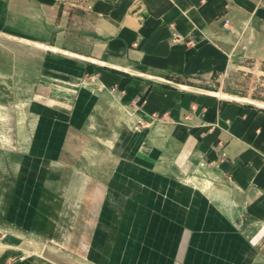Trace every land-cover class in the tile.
Instances as JSON below:
<instances>
[{
  "label": "crops",
  "instance_id": "crops-1",
  "mask_svg": "<svg viewBox=\"0 0 264 264\" xmlns=\"http://www.w3.org/2000/svg\"><path fill=\"white\" fill-rule=\"evenodd\" d=\"M246 61L264 65V0H0V78L29 96L0 223L31 232L93 138L89 263L264 264V107L193 85Z\"/></svg>",
  "mask_w": 264,
  "mask_h": 264
},
{
  "label": "rangeland",
  "instance_id": "rangeland-1",
  "mask_svg": "<svg viewBox=\"0 0 264 264\" xmlns=\"http://www.w3.org/2000/svg\"><path fill=\"white\" fill-rule=\"evenodd\" d=\"M193 85L220 99L264 107V65L234 63L223 75ZM28 100L19 85L13 87L0 78V186L8 180L3 174L9 170L10 157L18 146L13 139L14 126L23 119ZM99 148L103 146L90 138L88 143L76 144L73 154H65L57 181V188L63 190L43 191L31 232H14L0 223V264H91L84 257L91 217L82 208L84 193L76 186L88 180L78 173L77 166L84 162L79 157Z\"/></svg>",
  "mask_w": 264,
  "mask_h": 264
},
{
  "label": "built area",
  "instance_id": "built-area-1",
  "mask_svg": "<svg viewBox=\"0 0 264 264\" xmlns=\"http://www.w3.org/2000/svg\"><path fill=\"white\" fill-rule=\"evenodd\" d=\"M225 23H227V22H225ZM137 124H138V126H139L141 129H144V128L147 127V124H146L143 120H138V121H137Z\"/></svg>",
  "mask_w": 264,
  "mask_h": 264
}]
</instances>
